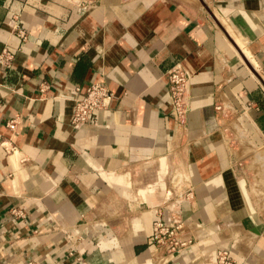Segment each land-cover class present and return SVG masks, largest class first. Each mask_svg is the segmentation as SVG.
I'll return each mask as SVG.
<instances>
[{
    "label": "crops",
    "instance_id": "1",
    "mask_svg": "<svg viewBox=\"0 0 264 264\" xmlns=\"http://www.w3.org/2000/svg\"><path fill=\"white\" fill-rule=\"evenodd\" d=\"M4 47L0 264H223L220 250L264 264V0H0ZM95 82L115 99L74 127L75 97ZM158 217H179L194 242L150 245Z\"/></svg>",
    "mask_w": 264,
    "mask_h": 264
},
{
    "label": "built area",
    "instance_id": "2",
    "mask_svg": "<svg viewBox=\"0 0 264 264\" xmlns=\"http://www.w3.org/2000/svg\"><path fill=\"white\" fill-rule=\"evenodd\" d=\"M64 2L90 7L95 0H62ZM18 36L23 40L26 39V30L23 27H18ZM14 53L9 47H4L0 52V69H9L14 61ZM170 87V101L173 108V117L175 121L182 122L189 111L188 91H189V75L181 62L175 63L167 72ZM115 95L103 82H95L90 85L85 92L79 93L75 97V105L71 117V123L74 127L80 128L85 125L96 123L99 113L103 110H108ZM221 109V107H217ZM16 119H12L7 123L10 129H15ZM5 153L14 154L16 147L9 145L8 142H3ZM192 193L189 191L178 194V199H188ZM12 213L16 216H23L24 212L21 209H13ZM183 229V221L179 217H173L170 223L163 221L160 217L156 218L153 226V234L149 239L150 245L156 249L163 250L167 254H178L190 246L193 239L183 238L181 231ZM217 259L223 264H232L227 251L220 250L217 254Z\"/></svg>",
    "mask_w": 264,
    "mask_h": 264
}]
</instances>
